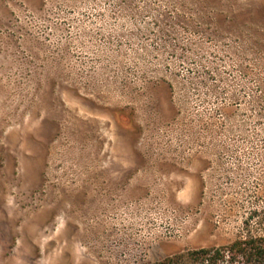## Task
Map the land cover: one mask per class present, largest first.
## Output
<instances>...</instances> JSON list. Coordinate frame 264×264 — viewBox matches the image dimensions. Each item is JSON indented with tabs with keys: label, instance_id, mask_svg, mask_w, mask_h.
<instances>
[{
	"label": "rangeland",
	"instance_id": "obj_1",
	"mask_svg": "<svg viewBox=\"0 0 264 264\" xmlns=\"http://www.w3.org/2000/svg\"><path fill=\"white\" fill-rule=\"evenodd\" d=\"M264 211V0H0V264H151Z\"/></svg>",
	"mask_w": 264,
	"mask_h": 264
},
{
	"label": "trees",
	"instance_id": "obj_2",
	"mask_svg": "<svg viewBox=\"0 0 264 264\" xmlns=\"http://www.w3.org/2000/svg\"><path fill=\"white\" fill-rule=\"evenodd\" d=\"M151 264H264V211L252 212L229 243L179 251Z\"/></svg>",
	"mask_w": 264,
	"mask_h": 264
}]
</instances>
